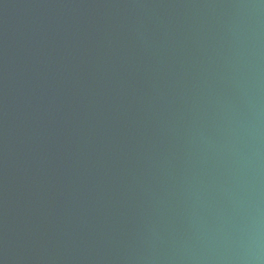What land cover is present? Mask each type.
Here are the masks:
<instances>
[{"label": "water", "instance_id": "1", "mask_svg": "<svg viewBox=\"0 0 264 264\" xmlns=\"http://www.w3.org/2000/svg\"><path fill=\"white\" fill-rule=\"evenodd\" d=\"M0 264H264V0H0Z\"/></svg>", "mask_w": 264, "mask_h": 264}]
</instances>
